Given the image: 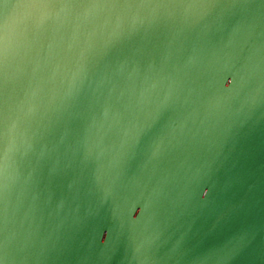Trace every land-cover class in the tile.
Instances as JSON below:
<instances>
[{
    "label": "water",
    "instance_id": "95a60500",
    "mask_svg": "<svg viewBox=\"0 0 264 264\" xmlns=\"http://www.w3.org/2000/svg\"><path fill=\"white\" fill-rule=\"evenodd\" d=\"M8 4L0 6L9 42L0 102L11 116L0 128L12 239L6 264H203L240 235L245 246L227 264H264L261 0H193L166 45L156 40L155 3L128 15L88 0ZM116 14L122 34L136 24L132 44L144 39L143 61L126 56L123 41L122 61L112 53L104 32ZM99 39L103 74L118 63L134 84L154 76L144 113L106 120L64 100L23 114L64 58L97 64L85 49ZM174 40L182 41L176 49Z\"/></svg>",
    "mask_w": 264,
    "mask_h": 264
},
{
    "label": "rangeland",
    "instance_id": "374dc122",
    "mask_svg": "<svg viewBox=\"0 0 264 264\" xmlns=\"http://www.w3.org/2000/svg\"><path fill=\"white\" fill-rule=\"evenodd\" d=\"M191 3H193V0H183L180 6L170 5L166 8H160L156 18L158 32L156 40H159L164 45L167 44L168 35L178 24V14L184 8L188 9ZM116 17L117 19L114 18L113 23L110 22L111 27H107L108 32L106 28L104 32L111 35V40H107V43L114 42L116 44V53H112L117 54L122 61L123 41V47L127 49L126 56L129 55L136 61H143L145 53L144 47L140 46V43H143L144 39L136 40L135 43L137 44H132L135 34L136 36L139 35L138 31L135 30L136 24H134L135 27L130 26V29L122 34V16L116 14ZM95 35L103 38L102 33L99 31ZM99 40L101 44L98 45L95 42L92 44L93 47L87 46L85 49L90 54L95 53L92 57H96L99 61L97 64L94 62L90 63L85 59L78 60L77 58H72V56L68 57V59L64 58L61 66H57L51 73L50 78L45 79L46 86L40 89L39 94L26 106L23 114L32 109H46L64 100L85 105L92 115L106 120L139 116L144 113L148 105L150 87L154 76L151 73L149 78L144 80V84L141 78L140 84H134L132 80L122 78V67L120 68L118 63L115 69L112 68V70L108 66L109 72L107 75L103 74L102 69L107 67L105 62L107 59L106 44L103 39ZM174 41L172 44L174 49H176L182 41ZM165 57H163L164 60L162 59L159 65L160 71L166 69L167 59L165 60ZM65 59L67 60L64 61ZM143 63L147 66V62Z\"/></svg>",
    "mask_w": 264,
    "mask_h": 264
},
{
    "label": "snow or ice",
    "instance_id": "6c2138e0",
    "mask_svg": "<svg viewBox=\"0 0 264 264\" xmlns=\"http://www.w3.org/2000/svg\"><path fill=\"white\" fill-rule=\"evenodd\" d=\"M64 0H32L33 6L38 9H49L58 6ZM71 2V0H68ZM94 5L103 4L104 7L111 9L113 12H123L128 15L138 7H150L155 3L160 8H166L170 5L180 6L183 0H88ZM203 3L216 6L220 3H230L234 7H244L251 3V0H203ZM264 5V0H261ZM0 6L7 8L8 0H0ZM83 7L84 4L81 3ZM264 13V8H262ZM137 19L139 17L137 16ZM9 56V42L7 35L0 32V101L3 97V89L5 86V72ZM169 98H164L160 102L161 110L167 107ZM11 122V116L3 102H0V128H7ZM134 131V130H133ZM8 159L6 151L0 152V264H6L9 259V250L12 246V239L7 235V206L6 200L8 197V184L6 182L5 162ZM246 237L240 235L234 237L232 241L226 244L223 248L215 253L207 254L203 264H227V260L237 255L245 246Z\"/></svg>",
    "mask_w": 264,
    "mask_h": 264
}]
</instances>
